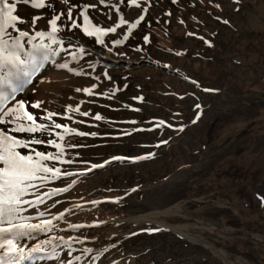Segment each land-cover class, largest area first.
I'll list each match as a JSON object with an SVG mask.
<instances>
[{
  "label": "rangeland",
  "instance_id": "obj_1",
  "mask_svg": "<svg viewBox=\"0 0 264 264\" xmlns=\"http://www.w3.org/2000/svg\"><path fill=\"white\" fill-rule=\"evenodd\" d=\"M45 4L2 5L17 17L3 55L23 63L0 76L26 69L35 88L20 119L4 108L14 96L4 104L0 128L27 145L21 154L53 157L32 181L43 193L28 200L53 186L62 196L30 215L47 219L57 205L52 219L64 225L83 205L122 219L115 239L89 225L85 242L50 264H264V0ZM170 207L158 223L126 221ZM92 215L75 217L74 229Z\"/></svg>",
  "mask_w": 264,
  "mask_h": 264
},
{
  "label": "bare ground",
  "instance_id": "obj_2",
  "mask_svg": "<svg viewBox=\"0 0 264 264\" xmlns=\"http://www.w3.org/2000/svg\"><path fill=\"white\" fill-rule=\"evenodd\" d=\"M0 8L4 9L2 5H0ZM15 25H16V23L14 24V26ZM19 33H21V32H19ZM15 35H12V36H15ZM5 37L6 36H3V39ZM7 72L3 73L0 76L4 80L3 85L4 84L10 85V83H11V85L13 84V85L18 86V85L22 84L23 87H25V89L24 90L22 89V90L25 92H24V95L21 96L19 92L22 90H19V87H18V89L16 88L14 91L13 101H10L8 104H6L4 108L10 109V112H7V113H9L8 115H11L14 117L16 115L22 116L21 113H19V110H20L19 104L20 105L23 104L24 105L23 109L26 110V108L28 106V101L30 99L29 94L33 92V90L35 88L34 87L35 83L26 85L27 84L25 82L26 80L22 81V76H24L25 72H27V71L20 73V71L18 70V71H15V73H12L11 75H8ZM21 81H22V83H21ZM3 85H1L2 87L0 89V97H3V100H4L7 96L6 93H7L8 89L5 90ZM17 86H15V87H17ZM15 95H16V97H15ZM25 103H26V105H25ZM33 126H36V125H33ZM15 129L20 130V129H25V127L15 126ZM0 136L9 137L8 135H6L3 132L2 128H0ZM11 138H14L20 142V139L18 136H16V134ZM74 178H76V177H74ZM51 180H52V178H46L47 182L51 181ZM32 181L33 180L26 182L27 183L26 193L23 197H21L22 203L16 206L18 208V211L15 212L12 216V225L25 224V225L32 226V228L30 230L29 228L26 227L25 229L22 230L23 234H16L17 229L13 228L12 234H9L8 236H6L4 238V240H0V243L4 244V247L0 248V259H3L5 261V264H30L31 261L34 259H37V260L35 262H33L32 264H46V263L50 264L53 260H55L58 257L60 251H62L63 247L67 246V244H69V243H75V244L84 243L85 239H86L84 237V236H86V228L89 227V225H91L92 228H97V229H95V231L104 230V231L108 232L109 234H107V237H110V238L112 237L115 239L118 236V232L117 233H111V232L116 230L117 224L120 223V221L122 219L114 218L111 215L104 214L101 210H99V208H98L99 206L94 208V209L92 208L91 210L82 207L83 205H76L73 208L71 207L70 210L68 211V213L67 212H66L67 214L65 213V217H66V215L69 216L70 214H72L74 217L72 216L73 218H71L69 220V222L67 221L64 225H61V222L63 221V219H60L59 222L56 221L58 217L52 219L53 217L56 216L57 211H55V213H54L53 210L56 208L55 206H57V205L51 206V208L48 210L50 212L48 214H46L47 219H43V216H40L42 211H40V214H37L36 216L30 215V213H34V212H36L38 210H42L44 207H46V205H48L49 202L48 203H43V202L48 200V199H51L50 202L52 204L57 203V201H59V202L62 201V200H60L62 198V196H58L60 194V190L56 189V186L51 187L50 190L48 189L49 191L45 195V197L42 196V197L36 198L35 200H33V199L28 200V198L35 197V196L39 195L42 191H40V192H38V191L41 190L43 188V186L45 185L42 182H39V183L33 185ZM54 185H57V184H54ZM69 189L67 191H69ZM32 191H35V192L31 193ZM87 204H88L87 206H90L89 205L90 203L87 202ZM175 208L177 209V207H175ZM64 210H67V208ZM44 211L47 212V209ZM84 212H86V213H84ZM90 212H93V213H90ZM174 212H175L174 207H170V208L164 209L162 211H158V212L154 211V212H150V213H147L144 215H140L138 217L128 218L126 221H131V222H134L136 224L158 223V222H155V219L157 217L165 216V215H173ZM62 213H64V212H62ZM87 214L88 215L93 214L92 216H94L95 218H97L98 215H100V217L95 222H94V220H91V221H88L87 224L82 223L83 226L77 225L78 228H82V230L81 229L80 230L74 229V226L76 225L75 223H78L77 221H74V220H76L75 217L77 218L81 215L83 218H86V217H84V215H87ZM29 215H30V218L33 217L31 220L29 219ZM89 219H91V218L89 217ZM69 225H71V226L73 225V227L70 226V228H69L68 227ZM45 226L49 227V228L47 227L48 228L47 231H44L42 229ZM0 227H11V225H9L8 223H4V224L0 225ZM50 227H53L54 229H57V230L54 232H49L51 230ZM68 229H71V230L68 231ZM171 229L177 235H179L183 238H186L193 243H200L203 246H208L203 241H200L199 239H196V238L189 237L187 234L183 233V230H185L186 227H175V228H171ZM165 230H167V229H165ZM7 239H12V242L15 245V252L12 253L11 255H8V245L5 242ZM66 240H68V241L66 242ZM86 246H88V245H86ZM74 248H76V246ZM212 252H213V250H212ZM214 253L216 254L215 251H214ZM42 254H44L46 257L42 258L39 256ZM219 257L221 259H223L222 256H219ZM223 261H224V259H223ZM224 262L232 264L228 261L227 262L224 261ZM237 264H238V262H237Z\"/></svg>",
  "mask_w": 264,
  "mask_h": 264
},
{
  "label": "snow or ice",
  "instance_id": "obj_3",
  "mask_svg": "<svg viewBox=\"0 0 264 264\" xmlns=\"http://www.w3.org/2000/svg\"><path fill=\"white\" fill-rule=\"evenodd\" d=\"M18 2L31 3L34 7L44 8L46 6L45 0H18ZM4 4V0H0V5ZM14 8L7 9L6 11L0 9V73L3 72L6 65H13L15 67L18 63H23L19 61V57L5 56L3 55L6 44L3 41V34L9 26H14L17 22V17L12 16L11 12ZM59 17L52 19L50 21L52 32L58 31L57 21ZM92 34V33H89ZM21 35H27V33H21ZM21 72L26 71V69H20ZM0 83H3V78L0 77ZM3 102V97H0V103ZM21 108L24 107L23 104L20 105ZM24 116L29 121L34 119L27 112ZM21 117H17L20 119ZM57 128L60 125H56ZM20 147H27L26 144H20L14 138L0 136V225L8 223L11 227H0V240H4L6 236L13 233V228L17 229L16 234H23L22 230L26 227L31 230L32 226L19 224L12 225V216L18 211L17 205L22 203L21 197L26 193V187L28 181L37 178V173L40 171L49 172L51 169L41 166V161L53 159V157L43 155L41 153H36V160L32 155H23L17 151ZM38 227V226H37ZM6 244L8 245V255L15 252V245L12 239H7ZM4 247L3 243H0V248ZM0 264H5L3 259H0Z\"/></svg>",
  "mask_w": 264,
  "mask_h": 264
}]
</instances>
